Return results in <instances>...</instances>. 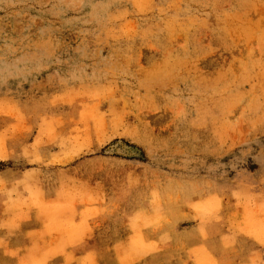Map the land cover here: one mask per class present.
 <instances>
[{"label":"rangeland","instance_id":"rangeland-1","mask_svg":"<svg viewBox=\"0 0 264 264\" xmlns=\"http://www.w3.org/2000/svg\"><path fill=\"white\" fill-rule=\"evenodd\" d=\"M0 264H264V0H0Z\"/></svg>","mask_w":264,"mask_h":264}]
</instances>
